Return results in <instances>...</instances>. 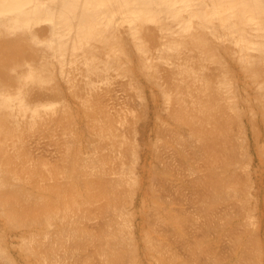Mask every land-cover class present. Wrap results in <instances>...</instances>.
<instances>
[{"label":"bare ground","instance_id":"6f19581e","mask_svg":"<svg viewBox=\"0 0 264 264\" xmlns=\"http://www.w3.org/2000/svg\"><path fill=\"white\" fill-rule=\"evenodd\" d=\"M0 264H264V0H0Z\"/></svg>","mask_w":264,"mask_h":264}]
</instances>
